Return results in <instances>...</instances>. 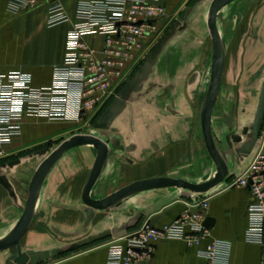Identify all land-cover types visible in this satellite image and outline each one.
Segmentation results:
<instances>
[{
	"label": "crops",
	"instance_id": "1",
	"mask_svg": "<svg viewBox=\"0 0 264 264\" xmlns=\"http://www.w3.org/2000/svg\"><path fill=\"white\" fill-rule=\"evenodd\" d=\"M9 1L0 0V73L20 71L30 76L33 86H48L53 82L55 68L64 61L68 32L80 0H58L70 14L71 21L55 26L47 24L49 3L13 13L8 8ZM181 1L167 0L168 16L176 15ZM247 4L246 1H241L238 6L234 4L228 13L232 14L233 22L239 24L234 27L230 42L223 36L226 63L212 114L214 136L222 137L227 143L222 149L229 163L228 176L214 187L216 189L204 193L177 191L175 187L143 191L126 198L130 200L112 216L106 215L104 210L94 209L90 219L83 191L97 149L91 144L71 147L57 160L43 182L33 220L20 240L23 251L53 249L49 245L58 242V237L51 230L83 227L87 217L91 227L98 230L119 226L124 231H134L146 221L157 226L173 224L183 213L196 211L199 201L207 198L204 216L205 219L212 218L208 235L199 245L177 238L161 240L150 264H207L203 252L213 239L230 244L226 264H264V245L248 241L245 234L249 223L246 210L251 195L248 189L232 186V181L229 182L248 166L261 147L264 148V136L261 146L257 147L256 143L249 144L244 136L233 144L228 140L229 131L237 133L240 127L241 131L248 127L246 119H243L244 124L240 116L243 113L247 118L250 110L240 111V86L236 89L235 73L228 76L227 69L232 67L238 69L236 74L241 73L249 64V58L255 59L258 45L254 38L264 36V29L256 30V19L252 22L254 27L251 17L247 24L242 22L246 20L247 14L242 10ZM194 15L190 11L183 14L181 22L162 42L156 58L138 75L123 106L103 127L104 135L95 133L108 143L110 154L92 189L94 198L106 197L144 178L168 175L192 180L194 174L199 176L195 178L201 179L192 182H203L215 174H208L210 157L200 119L211 74L213 44L207 20L202 22L197 16L193 18ZM220 19L221 14L218 25L222 33ZM85 41L101 50L104 36L90 35ZM150 41L151 38L147 39L144 48ZM224 82H230L228 85L231 86L222 92ZM123 89V85L117 87L103 104L113 102ZM98 108L78 121L30 116L22 120L20 133L7 145V156L0 160V238L6 236L22 216L33 175L40 163L71 135L94 134L90 123L95 124L94 117H102L104 113V109ZM106 243L44 264H106ZM13 254H17L16 246L0 250V264H16L10 260Z\"/></svg>",
	"mask_w": 264,
	"mask_h": 264
},
{
	"label": "built area",
	"instance_id": "2",
	"mask_svg": "<svg viewBox=\"0 0 264 264\" xmlns=\"http://www.w3.org/2000/svg\"><path fill=\"white\" fill-rule=\"evenodd\" d=\"M48 4L47 24L71 21L58 0H10L8 8L22 9ZM168 16L167 0H80L75 20L68 32L65 58L54 70L53 82L35 87L30 76L20 71L0 73V160L7 145L20 133L25 117L78 121L94 112L127 79L132 61ZM102 35L101 50L88 45L87 36ZM251 195L246 239L264 245V148L232 182ZM199 208L185 212L173 224L157 226L146 221L121 239L110 240L106 264H150L156 245L164 239H183L199 245L208 235L204 224L208 199ZM230 244L213 239L204 249L207 264H226Z\"/></svg>",
	"mask_w": 264,
	"mask_h": 264
},
{
	"label": "water",
	"instance_id": "3",
	"mask_svg": "<svg viewBox=\"0 0 264 264\" xmlns=\"http://www.w3.org/2000/svg\"><path fill=\"white\" fill-rule=\"evenodd\" d=\"M233 1L234 0H212L207 17V25L213 44V59L208 88L202 101L200 119L207 150L209 151L217 168V172L213 175V177L203 182H192L184 178L168 175L144 178L135 180L106 197L94 198L91 194L92 189L107 163L110 154V147L104 139L95 134H73L62 141L37 167L30 184V194L22 216L13 227V229L6 236L0 238V250L7 249L12 246L17 247V254H13L10 256L11 261H14L16 264H38L44 260L56 257L65 252L77 250L82 246L92 242L93 240L99 239L100 237L106 235H92L81 241L74 242L66 248L59 247L41 251H23L21 248L20 240L33 220L36 203L43 182L57 160L64 154L65 151H67L71 147L83 144H91L97 149L96 160L83 191V200L89 206L88 212L91 215L93 214L92 209H109L112 206L120 203L124 199L145 190L162 187H178L186 188L193 192L204 193L214 188L227 177L229 173V163L223 149L219 147L216 142L212 128V113L223 81L226 63V47L219 29L218 20L220 17V10ZM162 42L158 43V48L154 52L148 54L149 58L147 60L146 58H144L145 63L141 66V70L137 72L131 80L126 79L125 82L127 83V85L114 99L108 109L103 113V116L97 121L96 127H105V125L114 116L115 111L123 106L125 100L129 97L134 84L136 83L138 75L144 72L146 66L148 65L147 63L156 58V54L160 49ZM263 121L264 84L260 96L258 111L255 115V122L251 126V129L255 135H258ZM248 130L249 128L245 127L244 133H247ZM233 140L236 142L241 141L242 135L234 134ZM249 144H252V142H250ZM211 221L212 218L207 217L204 221V224L206 226H209L211 224Z\"/></svg>",
	"mask_w": 264,
	"mask_h": 264
},
{
	"label": "rangeland",
	"instance_id": "4",
	"mask_svg": "<svg viewBox=\"0 0 264 264\" xmlns=\"http://www.w3.org/2000/svg\"><path fill=\"white\" fill-rule=\"evenodd\" d=\"M211 1L212 0H182L181 2H179V4L177 5V9H176V11H177L176 15L168 16L164 19L163 22H161V23H163L162 26H159L158 30L155 33H153V36H152L153 38H151V41L146 44L145 48L141 49V51L137 54L136 58H134V60L132 61L131 67L129 69V76H127L126 78L131 80L136 75V72L138 71L139 66L142 65V63L144 62V60L142 58H146V60L149 58L148 54H151L152 52H154L158 48V43L162 42L163 40L166 39V37H168V35L171 33V31L174 29V27L177 26L178 23H180L181 20L183 19L182 18L183 14H185V15L187 14V11H190L191 14H195L193 18H195L197 16V18H200V20L202 22H206ZM241 1L248 2V4L242 10L243 13L247 14L245 16L246 20L242 21V22L247 24L249 21V18L251 17V26L253 25L252 22L254 21V19H256V24H257V27L255 26L256 30L259 32L260 28L264 29V0H234L233 2L227 4L226 6H224L220 10V14L222 16V20L220 19V28L222 30L221 34H222V37L224 36L226 38V36H227V41H229V42L233 38L232 35H233L234 27H236L239 23H238V21L233 22L232 14L228 15V13L233 10L234 4H236L238 6ZM249 2H251L250 5H249ZM253 27H254V25H253ZM254 39L256 40V44L258 45L257 53L255 55V59L253 57L249 58L250 59L249 64L247 65V67L245 69H242L241 73H239V74H236L238 72V69H235L232 67H229L227 69V75L228 76L231 75V72H232V75L235 73L236 77H234V78H235L236 83L234 84V86H236V89L238 88V86H240V93H241L240 94L241 99H240V105H239L240 111H243L242 109H244L247 112H248V109L250 110L249 111L250 116H247V118H245V115L244 116L242 115L243 113H241V116H240L241 117L240 120L242 122H243V119H246L245 120L247 123L246 125L249 127L248 132L244 133V131H241V129H240L241 127L238 129L239 131L237 133H235V130H231V131H229V134H228V140L230 139L232 141L231 143L233 144V141H234L233 135L234 134H240L246 138L248 143L252 142L253 145L256 143V147H257L260 145V143L263 140L262 138L264 136V121H263V124L261 126V129H260L258 135H255L253 133L251 126L255 122V115L258 111V107H259V103H260V96H261V92H262V88H263V84H264V36L260 35L258 38H254ZM229 42H227V44H229ZM92 44H95V43L92 42ZM229 78L231 79V77H229ZM246 81H249V83ZM229 83L230 82H227V83L224 82L222 92L226 91L227 86H231V85H228ZM122 85H123V87H125L127 85V83L124 82L123 84H120L119 86H122ZM107 103H108L107 105L102 104L98 108V110L100 109V111H101L102 109H104V112H105L108 109V107L112 104V102H108V101H107ZM97 116L94 117V118H96V121H95L96 123L101 118V117H97ZM97 118H99V119H97ZM235 118H237V117H235ZM96 123L95 124L90 123L93 126L92 131L94 132V134L97 133L99 136L102 137L104 135V130L102 127H100V128L96 127ZM102 124H103V122H102ZM215 139H216L218 146L221 148L227 144L223 141L222 137H220V136L215 135ZM208 154L210 157V160H209L210 162L208 165L209 166L208 174L211 175L212 173L217 172V168H216V164H215L214 160L212 159L209 151H208ZM197 159L201 160L200 157H197ZM202 162H203V167H204L205 163H204V161H202ZM179 166L180 165H178L177 167H179ZM238 175H236L234 178H231V180L229 182L233 181ZM189 176H191V175H189ZM191 177L194 178L192 180H196V181H199L201 179V178H195V177H199V176L198 175L194 176V174H192ZM187 180H191V179L187 178ZM164 188H170V187L155 188V189H149V190H145V191L164 189ZM172 188H174V187H172ZM174 189H178L177 191H185V192H189V193H199V192H193V191L188 190L186 188L175 187ZM214 189H216V188H214ZM214 189L212 188V191ZM129 200L124 199L120 203L112 206L111 208L104 210V213L106 215L112 216L115 211H117L122 205H125L127 203V201H129ZM92 211H93L92 213L95 212L94 209H92ZM90 215H89V218L91 219L92 215H91V217H90ZM87 221H88V217H87V220H86L85 225L83 227H65V228L57 229L58 231H56V230L53 231L50 229L51 232L58 237V238H56L58 240V242L50 243L49 247L50 248H59V247L60 248H66L69 245H71L72 243L81 241V240H83L89 236H92V235H99V234H106V235L103 237H100L99 239L93 240L92 242L82 246L81 248H79L77 250L65 252V253L60 254L56 257L44 260L38 264L49 263V262H51L57 258H60V259L64 258L65 256L71 255L75 252H78V251H81V250H84L86 248H90L93 246H97V245H99L105 241L108 242V240L121 239L125 234L132 232V231H124L125 229H121V227H119V226L114 227L115 229L114 228L113 229L106 228L103 230H98V229L92 228L90 222L88 223Z\"/></svg>",
	"mask_w": 264,
	"mask_h": 264
},
{
	"label": "bare ground",
	"instance_id": "5",
	"mask_svg": "<svg viewBox=\"0 0 264 264\" xmlns=\"http://www.w3.org/2000/svg\"><path fill=\"white\" fill-rule=\"evenodd\" d=\"M213 114V113H212Z\"/></svg>",
	"mask_w": 264,
	"mask_h": 264
}]
</instances>
